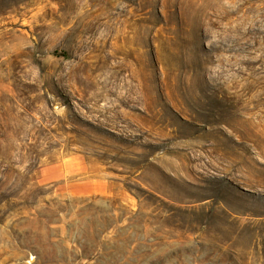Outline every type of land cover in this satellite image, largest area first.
<instances>
[{
	"label": "rangeland",
	"instance_id": "374dc122",
	"mask_svg": "<svg viewBox=\"0 0 264 264\" xmlns=\"http://www.w3.org/2000/svg\"><path fill=\"white\" fill-rule=\"evenodd\" d=\"M0 264H264V0H0Z\"/></svg>",
	"mask_w": 264,
	"mask_h": 264
}]
</instances>
